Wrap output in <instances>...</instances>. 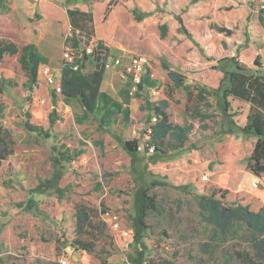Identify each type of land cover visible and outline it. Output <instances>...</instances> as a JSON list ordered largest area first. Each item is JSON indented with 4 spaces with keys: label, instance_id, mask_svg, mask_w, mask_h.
Masks as SVG:
<instances>
[{
    "label": "rangeland",
    "instance_id": "rangeland-1",
    "mask_svg": "<svg viewBox=\"0 0 264 264\" xmlns=\"http://www.w3.org/2000/svg\"><path fill=\"white\" fill-rule=\"evenodd\" d=\"M129 1L68 5V0H0V37L20 49L36 45L58 79L65 38L72 34L69 20L65 21L67 9H79L94 14V37L111 46L113 57L127 62L130 56L148 52L161 86L158 96L146 91L131 98L120 79L121 69L107 71L102 93L111 103L128 101L125 109L131 116L128 121L115 116L106 126L99 117L85 113L79 102L66 105L63 97L54 100L52 87L40 74L32 85L19 55L0 62V128L11 132L14 143L13 154L0 166V264H62L61 260L131 264L128 256L133 257L138 247L133 236L124 233L132 232L134 196L141 187L149 188L157 200V211L148 217L145 264H263L256 242L262 235L242 220L219 229L200 205L212 195L217 200L224 196L222 201L229 205L240 204L233 191L240 180L249 184L246 168L257 138L241 131L225 133L229 118L195 49L177 42L171 30L166 33L157 23L135 25L128 18ZM136 1L142 5V0ZM255 1L263 14L264 35V0ZM226 4L212 0L198 15L218 22L240 16V11L225 10ZM183 21L206 35L207 21L196 22L189 14ZM257 55L249 48L241 56L242 64L252 65ZM201 91L210 107L198 102ZM164 98L172 125L192 126L186 144L178 150L169 144L159 146L151 155L128 151L125 142L134 139L135 128L150 125L152 112L146 105ZM229 101L230 113L236 114L233 120L243 127L250 105ZM195 109L213 118L203 123L206 128H200ZM27 125L39 130H28ZM40 130L51 137H40ZM60 153L71 161L54 165ZM49 181L56 184L39 190ZM79 209L88 213L97 229L88 226L85 233H78ZM249 210L256 213L259 208L253 204ZM78 239L94 241L93 254L81 250Z\"/></svg>",
    "mask_w": 264,
    "mask_h": 264
},
{
    "label": "trees",
    "instance_id": "trees-1",
    "mask_svg": "<svg viewBox=\"0 0 264 264\" xmlns=\"http://www.w3.org/2000/svg\"><path fill=\"white\" fill-rule=\"evenodd\" d=\"M211 1L142 0V5H140L136 0H130L127 7L128 18L138 26L157 23L161 29L166 30V33L171 30L177 42L189 44L195 49L204 68L210 75V87L215 94L219 95L224 113L229 118L230 126L225 130V133L234 135L237 131H241L245 135H252L257 138L247 168L255 176L264 177V35L259 29L262 26L263 14L261 10L255 8V0L247 2L226 0L227 4L223 8L227 11L243 10L240 18L235 21L220 23L211 17L205 18L197 15L199 10L210 4ZM80 2H85V0H68V5ZM186 14H189L197 22L207 21L205 36L202 37L189 29L183 21V16ZM67 15L72 29V36L69 40L75 49L83 50L74 51V63L67 64L62 69L61 85L64 103L68 105L79 102L85 113L99 117L101 124L106 126H109L111 120L118 115H122L128 121L131 114L128 109H123L124 103H111L107 95L101 91L107 72L105 65L111 55V46L96 40L91 53H88L85 48L92 39H95L93 13L79 9H67ZM79 36L85 40L84 43L81 42ZM250 47H253L258 55L252 65L245 66L240 60L241 54ZM140 53L149 55L146 51ZM15 55H19V62L29 82L32 85L35 84L40 67L47 63V59L34 44H28L20 49L14 42L0 37V62L6 56ZM153 61L157 63L154 58ZM180 77L181 75L177 73L175 78L179 80ZM176 84L182 86L179 81ZM204 93L205 91L200 92L198 102L210 107ZM188 94L191 96L189 92ZM57 97L53 91V99L56 100ZM230 99L250 105L247 121L243 127L238 126L233 120L236 114L230 113ZM146 106L152 113L160 117L152 136V141L156 147L169 144L172 150L182 148L188 140L192 126L172 125L166 111L168 107L166 101H162L159 105L149 103ZM194 116L202 123L200 128H206L203 123L213 119L210 114H204L198 109L194 110ZM50 119L53 121V114L50 115ZM26 128L32 131L39 130L31 125H27ZM40 135V137L48 139L51 137L49 133H45L43 130H40ZM11 145H14L11 132L0 128V166L13 154ZM137 147L138 141L135 139L125 142V148L128 151L138 153ZM59 160L71 161L66 154L62 153L59 154V159H55L54 165H57ZM54 181L56 180L54 179L52 182ZM52 182H47L44 187L40 185L39 190L50 188L57 183V181L54 184ZM221 198L224 200L225 197L222 196ZM134 199L135 216L132 220V231L133 242L138 249L133 257L128 256V258L131 264H145L148 251L145 238L151 229L148 224V217L152 212L157 211V200L147 187L139 188L135 192ZM222 200H217L212 195L200 203L203 210L209 215L208 221L219 229L229 228L236 221H245L255 233L262 235L261 239L256 242H258V258L264 264V207L255 213L251 212L248 206L229 205ZM77 220L78 233H85L88 226L96 228L92 225L89 215L84 209L78 210ZM93 242L78 239L77 246L81 250L93 254L95 246ZM244 259L248 261L247 257ZM158 264L172 263L164 261Z\"/></svg>",
    "mask_w": 264,
    "mask_h": 264
},
{
    "label": "built area",
    "instance_id": "built-area-1",
    "mask_svg": "<svg viewBox=\"0 0 264 264\" xmlns=\"http://www.w3.org/2000/svg\"><path fill=\"white\" fill-rule=\"evenodd\" d=\"M72 31V29H71ZM72 34H69L65 38L64 47H63V60H62V69L65 65L74 63L75 61V52L82 51L83 49H75L70 42V37ZM96 39H92L87 45L86 51L91 53L95 47ZM105 68L107 71L112 70L113 68L121 69L120 78L127 84L128 94L130 97L134 98L137 94L143 89H147L153 96L160 95L161 86L158 82L156 75L154 74V68L152 67V61L149 57L145 55H134L130 56L128 61L125 62L122 58L113 57L112 54L108 58ZM39 74L43 77L45 83L52 87L55 95L62 97V85L61 77L58 79L53 69L49 65H41ZM160 117L152 113L151 122L148 127L145 129L135 128L133 131L134 139L138 141L137 151L139 153L143 152L146 154H154L156 151V145L152 141V136L154 134V128L159 123ZM144 130V131H143ZM143 132V133H142ZM202 180L206 181L207 176H203ZM125 236H133L132 232H125ZM62 264H67L65 260H61Z\"/></svg>",
    "mask_w": 264,
    "mask_h": 264
},
{
    "label": "crops",
    "instance_id": "crops-1",
    "mask_svg": "<svg viewBox=\"0 0 264 264\" xmlns=\"http://www.w3.org/2000/svg\"><path fill=\"white\" fill-rule=\"evenodd\" d=\"M176 1H179V0H176ZM230 11H240L241 14L240 16H238L237 18H235L234 20H230V21H226V22H231V21H235L236 19L240 18L243 14V10H230ZM199 13V12H198ZM197 13V15H198ZM93 17H94V14H93ZM68 18V19H67ZM67 18H66V22L67 20H69V17L67 15ZM195 21V20H194ZM70 22V21H69ZM197 22V21H196ZM218 22V21H217ZM222 23V22H220ZM94 26L96 28V25H95V17H94ZM190 29V28H189ZM260 31H261V28H259ZM97 30V29H96ZM191 30V29H190ZM192 31V30H191ZM262 32V31H261ZM197 33V32H196ZM263 34V33H262ZM201 36V35H200ZM96 40L98 41H102L104 42L103 40H101L99 37L96 38ZM105 43V42H104ZM251 48V47H250ZM253 48V47H252ZM249 49V48H248ZM247 49V50H248ZM254 49V48H253ZM245 50V51H247ZM244 51V52H245ZM242 52V54L244 53ZM241 54V56H242ZM241 60V58H240ZM114 69H118V68H113L112 70ZM112 70H109V71H112ZM157 69H155V72ZM108 72H106V75H105V78H104V82L103 84L106 82L107 80V77H108ZM121 79V78H120ZM121 81L123 82L124 84V87L126 89V91L128 92V89H127V84L121 79ZM159 82V81H158ZM103 87V85H102ZM102 91V89H101ZM146 91H148L147 89L143 88L138 94L136 97H140L143 93H145ZM149 92V91H148ZM128 94V93H127ZM132 98V97H131ZM162 101H166L168 102V98H164L163 100L159 101L157 104L155 105H159V103H161ZM126 106H129V103L126 101V104L124 103L123 104V109H125ZM250 110V109H249ZM167 111V109H166ZM168 113V112H167ZM249 113V112H248ZM152 115V114H151ZM248 115V114H247ZM247 115H246V121H247ZM247 169V180L249 181V184H244L243 183V180H240V182L238 183V185L236 186L235 190H230V191H233L234 192V195H235V198L239 197L241 199L240 201V204L243 205V206H249V207H252L253 204L257 205V208H259V210L264 207V177H257L255 176L254 174H252V172H250ZM259 183V184H258ZM260 185V186H259ZM262 186V187H261ZM246 204V205H245Z\"/></svg>",
    "mask_w": 264,
    "mask_h": 264
}]
</instances>
